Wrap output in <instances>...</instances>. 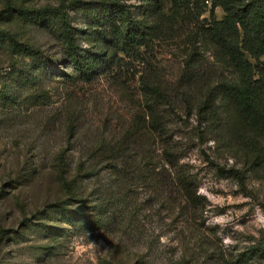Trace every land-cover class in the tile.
Returning a JSON list of instances; mask_svg holds the SVG:
<instances>
[{
	"label": "rangeland",
	"instance_id": "obj_1",
	"mask_svg": "<svg viewBox=\"0 0 264 264\" xmlns=\"http://www.w3.org/2000/svg\"><path fill=\"white\" fill-rule=\"evenodd\" d=\"M215 1L0 0V264H264V139L225 97ZM112 13L152 49L109 46Z\"/></svg>",
	"mask_w": 264,
	"mask_h": 264
},
{
	"label": "trees",
	"instance_id": "obj_2",
	"mask_svg": "<svg viewBox=\"0 0 264 264\" xmlns=\"http://www.w3.org/2000/svg\"><path fill=\"white\" fill-rule=\"evenodd\" d=\"M198 1L205 3L209 0ZM215 2L223 8L224 18L221 21L214 18L203 30V35L213 47L228 56L236 72L237 81L225 85L224 94L238 112L240 124L251 134V140L246 144L250 148L253 143L252 133L264 139V0ZM172 4L175 21L186 22L191 11L189 0H172ZM204 12L203 8H199L197 15L201 16ZM108 22L109 30L104 40L116 51L140 58L143 50L147 52L152 49L147 39L148 34L128 16L119 18L112 13ZM57 36L70 66L82 80L86 79V64L76 50L65 14L60 18ZM28 53L33 55L36 52L28 50ZM80 170L85 171L81 167ZM63 175L66 189L71 192V182L66 178V172Z\"/></svg>",
	"mask_w": 264,
	"mask_h": 264
}]
</instances>
